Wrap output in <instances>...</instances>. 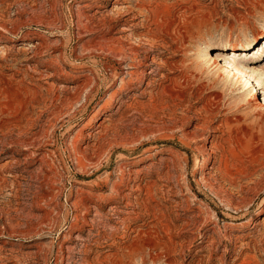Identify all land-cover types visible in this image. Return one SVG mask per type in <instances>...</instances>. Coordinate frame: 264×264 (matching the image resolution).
<instances>
[{"label": "rangeland", "instance_id": "rangeland-1", "mask_svg": "<svg viewBox=\"0 0 264 264\" xmlns=\"http://www.w3.org/2000/svg\"><path fill=\"white\" fill-rule=\"evenodd\" d=\"M262 31L264 0H0V264H264Z\"/></svg>", "mask_w": 264, "mask_h": 264}, {"label": "bare ground", "instance_id": "bare-ground-1", "mask_svg": "<svg viewBox=\"0 0 264 264\" xmlns=\"http://www.w3.org/2000/svg\"><path fill=\"white\" fill-rule=\"evenodd\" d=\"M262 32H264V31H262ZM261 35H262V33H260V36H258V37H261ZM238 74L240 77H245V79H247L248 81L252 80V82L257 83L258 69L253 64H243V66H241L240 70L238 71ZM257 85H258V83H257ZM131 213H133V212H131Z\"/></svg>", "mask_w": 264, "mask_h": 264}]
</instances>
